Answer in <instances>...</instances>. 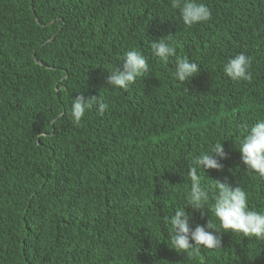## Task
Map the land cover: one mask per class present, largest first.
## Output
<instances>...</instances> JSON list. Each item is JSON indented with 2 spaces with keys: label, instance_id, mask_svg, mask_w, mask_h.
Returning <instances> with one entry per match:
<instances>
[{
  "label": "trees",
  "instance_id": "1",
  "mask_svg": "<svg viewBox=\"0 0 264 264\" xmlns=\"http://www.w3.org/2000/svg\"><path fill=\"white\" fill-rule=\"evenodd\" d=\"M200 2L211 18L187 26L171 0H0V264H264V240L231 231L199 255L170 248L164 217L217 141L227 158L199 169L202 183L238 184L264 211V177L236 145L264 120V0ZM162 37L176 47L167 60L151 49ZM129 49L148 73L127 90L106 84ZM238 53L250 81L224 73ZM177 57L200 66L190 81L174 77ZM80 93L108 109L75 124ZM187 211L193 227L219 226L207 207Z\"/></svg>",
  "mask_w": 264,
  "mask_h": 264
},
{
  "label": "clouds",
  "instance_id": "2",
  "mask_svg": "<svg viewBox=\"0 0 264 264\" xmlns=\"http://www.w3.org/2000/svg\"><path fill=\"white\" fill-rule=\"evenodd\" d=\"M171 6L179 9L180 16L187 26L199 22H206L211 18L209 7L200 0H171ZM170 39V36L168 37ZM160 38L151 41L154 56L162 60L176 54V47ZM251 58L245 53H238L230 57L224 64V73L233 81H250L252 73ZM149 64L147 58L135 49H129L124 54L122 66L108 71L106 84L127 90L136 78L147 74ZM200 66L187 57H177L174 77L179 81H190L198 74ZM99 95L85 97L83 93L73 97L71 101V119L80 124L88 109L94 105L103 114L109 105ZM243 138L237 145L241 153V161L250 172L264 177V120H259L251 126H245ZM223 142L217 141L209 150L195 156L190 163L188 176L191 187L186 191L185 201L181 207L175 208L173 214L164 217V223L170 226L169 236L172 249L177 252H186L189 256L199 255L201 246L206 249H216L223 245V232L242 233L245 237H255L264 240V211H257L249 206L247 191L239 186H232L226 181L213 179L212 183H202L203 177L198 174L199 169L222 170L221 159L227 158ZM212 201L209 206V201ZM202 210L210 209L219 226L212 220L205 224H196L193 227L192 215L188 207ZM201 215H204L201 211ZM223 229V231H221Z\"/></svg>",
  "mask_w": 264,
  "mask_h": 264
},
{
  "label": "water",
  "instance_id": "3",
  "mask_svg": "<svg viewBox=\"0 0 264 264\" xmlns=\"http://www.w3.org/2000/svg\"><path fill=\"white\" fill-rule=\"evenodd\" d=\"M32 7H33V5H32ZM37 21H38V19H37ZM39 22V21H38Z\"/></svg>",
  "mask_w": 264,
  "mask_h": 264
}]
</instances>
